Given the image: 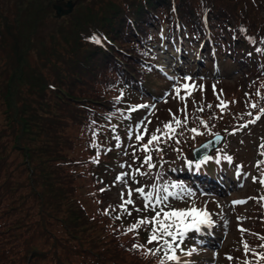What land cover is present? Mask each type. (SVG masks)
<instances>
[{
    "label": "trees",
    "instance_id": "obj_1",
    "mask_svg": "<svg viewBox=\"0 0 264 264\" xmlns=\"http://www.w3.org/2000/svg\"><path fill=\"white\" fill-rule=\"evenodd\" d=\"M245 1L246 13L242 8V0H235L240 10L241 31L245 35V42L239 48L236 58L242 64L246 62L248 71L255 78V83L250 86L247 96L238 86H230L225 93V96L237 103L235 114L242 120L249 118L251 116L249 113L264 106V82L257 77L264 64V51H257V49L264 50V25L259 24L258 28L255 27L256 21L264 23L260 21L264 18V0ZM233 3L234 0H109L101 5H97L99 4L97 2L89 8L76 7L70 17L58 21V27L53 30L51 25L54 20L51 11L54 9V4L51 0H0V111L1 107H5L4 116H7L4 117L5 119H0V141L2 136L21 140L18 146L24 147L30 154L26 165L32 176L33 186L41 188L48 181L58 186V182L61 181L57 176L51 180V169L46 165L50 155H46L45 150L38 148L40 142L51 141L54 148L60 145L75 160L88 148L94 146L101 148L105 145L101 136L92 140L84 135L82 126L75 123L74 119L76 115L83 114L86 109L84 105L91 104L90 98L98 102L112 92L117 77L121 76L120 67L124 62L126 63L121 58L130 59L127 50L128 38L134 37L135 33L147 36L145 23L139 25L140 22H146L148 19L173 22L180 16L189 18L190 14H194L197 17L195 18L197 21L194 22L197 26H201L199 13L206 7V10H211L207 21L210 22V17L215 18L211 32L217 37L220 32L226 31V28L223 19L218 14L213 15L214 11H217L218 6L226 7ZM251 8L255 9L252 13L258 20L251 18ZM81 14H86L83 24ZM102 20L107 25H104ZM215 23L217 25H214ZM94 36L104 40L102 47L91 39ZM108 40L111 44L106 43ZM123 40L124 45L121 47L120 42L123 43ZM134 48L140 49L137 42L134 43ZM90 50H92L91 57ZM83 82H85L83 94L86 95L84 99L87 100L83 101L74 111L73 116L66 120V130H59L57 122H54L51 133L47 131L50 125L45 122L53 111L55 115L57 110L54 106V95H58L57 92H66L77 96L76 88ZM21 83L28 86L26 91H21ZM211 99L213 96L206 98L205 101L211 102ZM252 104H256L257 107H251ZM165 110L168 118L180 115L179 109L175 107L165 106ZM190 112L194 114L193 116L203 117L199 120L201 130L196 135L192 134L194 141L199 140L200 136L204 138L206 131L213 128L215 112L222 114L214 103L211 108L202 112L198 109H192ZM3 154L0 153V156L4 159ZM64 158L61 153V160ZM50 163L51 160L48 164ZM58 163L59 161L54 163V169L59 170L56 167ZM18 179L26 180L27 176ZM4 184L5 181L0 182V186ZM15 189L18 192L17 187ZM74 189L76 192V188ZM15 198V192L11 189L0 192V264H143L144 262V264H159L162 259L164 261L162 251L155 256L148 254L147 249H154L159 245L156 242L148 244V236L143 234L144 230L140 228L131 231L134 236L133 245L143 247H132L131 252L125 253L123 257L117 249V246L121 248L116 241L123 239L124 231L127 232L130 227L119 226L125 230L112 227L113 231L108 227L110 233H107L98 225L90 224L94 233L102 237H110L104 242L106 243L104 249L92 242L83 245L73 243L61 228V225L65 224V227L71 228L69 230L75 231L72 229L74 224L68 216L64 218L54 215L58 223L57 228L48 221L42 222L41 231L45 238L39 239L32 247L24 246L23 240H17L19 236L14 237L10 233V223L15 214L10 213L9 209ZM24 199L21 197V202ZM30 200L37 201L36 218L43 221L40 196L30 193ZM45 212H54V205L47 206ZM18 220L15 226L23 224L26 227L29 223L33 224L32 218L19 222ZM114 231L118 233L117 238L113 234ZM195 255L193 249L183 253V256L189 258Z\"/></svg>",
    "mask_w": 264,
    "mask_h": 264
},
{
    "label": "rangeland",
    "instance_id": "obj_2",
    "mask_svg": "<svg viewBox=\"0 0 264 264\" xmlns=\"http://www.w3.org/2000/svg\"><path fill=\"white\" fill-rule=\"evenodd\" d=\"M108 1L109 0H71L70 2L74 4L71 11L61 12L58 13L57 15L54 14V9H52L51 16L54 20V22L51 25L52 29L54 30L58 27V21L68 19L76 7L89 8L91 5L97 4V2L99 3L97 5H101ZM251 1L255 2L257 0H251ZM51 2L53 4L54 2H60L61 4H64V0H51ZM248 2H250V0H248ZM157 3L159 4L161 2H157ZM237 4L238 3H234V6L237 7ZM241 4H242V8L246 13L247 2L245 0H242ZM87 8L85 10H87ZM132 10L133 9H131V11ZM229 10H231V7L230 5H227L223 9V13ZM253 10L255 9L251 8V15H252L251 18L258 20L257 16H255L252 13ZM210 11L211 10H205L204 14L206 17H209L211 15ZM239 12L240 10L238 9L237 12L238 17H239ZM146 13L148 14V11H146ZM81 17L83 24L86 18V14H81ZM189 18L193 21H197V19H195L197 17L194 16V14H190ZM242 18L243 16L241 17V19ZM214 20H215L214 17H210V22L208 24L209 25L213 24ZM260 21L264 22V18L260 19ZM102 23L104 25H107V23L104 20H102ZM144 23L145 22H140L139 25H144ZM146 24H153V23L147 21ZM259 24L264 25V23L256 21L255 27L258 28ZM241 28L242 26L240 25V22L236 18L233 21V25L227 31V34L231 37V39L235 44H241L245 41V35L241 31ZM121 38L122 37L120 36V40ZM107 42L108 41H106V43ZM122 44L124 43L121 42V45ZM99 46L102 47L101 45ZM91 51L92 50H90V57L92 56ZM176 51L177 49L170 51L166 48L163 49L161 52H163V54L165 55L163 58H166ZM181 56H182L181 54L179 53L177 54V57H181ZM170 62L171 61L169 59L165 60V63H170ZM20 87H21V91H26L28 89V86L24 83H21ZM84 87H85V82L80 83V86L76 88L77 96H72L70 93H66V92H62V93L57 92L58 95H54V106L57 108V110H56V114L54 115V111H53L51 117L47 119V121L45 122L47 125L48 124L50 125V128L47 129V131L51 133L54 122H57L59 130L60 129L66 130L67 128L66 120H68L70 116H73L74 111L83 101L87 100L84 99L86 96L83 94ZM3 88L5 89L6 86ZM226 98L230 99L228 96H226ZM234 103L238 107L237 103L236 102ZM4 109L5 107H1L0 119L7 118L6 115L4 116ZM251 129L254 132L255 140L261 145L264 140V119H261L259 122H256ZM249 142L250 141H246V145H245L239 133H233L229 135L226 141L229 150L233 154H235L238 158L243 159L245 161L244 167H241V173L236 177V179L242 182L244 186L248 184L247 177L250 173L252 159H253V151L249 148V144H250ZM18 144H21V140H14V139L12 140V138L9 137L4 138L2 136V139L0 141V145H1L0 153H4L3 156L5 157L3 159V157L0 156V161L2 162V173L0 174V182L5 181V184L0 186V192L8 191L9 189H11L15 192L16 195V198L13 201V203L10 205L11 208L9 209L10 213L15 214V217L12 219L10 223V233H12L14 237L19 236L17 240H23L24 246L27 245L29 247H32L33 244H36L39 239L45 238V236L43 235V231H41L42 225L40 224L42 222L48 221L51 224H55L57 228L58 223H56L55 220L57 219L54 218V215L59 217L64 216V218L70 217L71 221L74 224V228L72 229H75V231L69 230L71 228L65 227L64 226L65 224L61 225V228L66 232V235L70 239V241H72L73 243H78L79 245L92 242L99 244L102 249L106 248V245H104L106 243L104 242H106L110 237L109 238L102 237L94 233L91 230L90 224L98 225L103 231L107 233H110L109 228H106L104 222L100 220L94 213H92V211L93 212L95 211L96 198L94 196L87 197L86 195L89 194H85L83 188L81 187L83 183L82 180L76 178L75 167L77 161L74 158H72L71 154L67 153L64 149H62L60 145H57L54 148V144L51 141L40 142L38 148L45 150L44 153L46 155H50V159L46 161V165L49 167V169H51L50 171L51 180L54 179V176H57L58 178L61 179V181L58 182L59 184L58 186H54V184L48 181L45 182L43 186H41V188H35V186H33L31 182L32 176L31 174H29V169L27 168L26 165L27 160H29L30 158V154H28V151L25 150L24 147L22 146L19 147ZM60 149H62V152L60 151ZM61 153H63L65 157L62 160H61ZM49 160H51L50 164H48ZM58 161L59 163L56 167H58L59 170L54 169V163ZM117 168L120 170V172L115 174V179L113 181V184L109 185L111 194L115 197L117 196L118 199L122 202L130 198L132 200L135 189L132 187L131 184H129L128 181L134 180L135 175L132 173V171H129L130 165L127 162H121L117 166ZM156 172L157 170L151 169V171L148 173V176L139 173L136 182L142 184L141 186L144 189V193H152V188L149 187V184L151 182V179L156 174ZM121 174H124L121 180H117L116 177ZM26 176H27L26 180L18 179V178H25ZM174 184L176 185L175 192L178 196L189 197L193 194L192 189H186V190H190L191 194H189L187 191H181V189L184 188L181 187L179 181H175ZM126 186L132 189L131 196H129L128 192L125 191ZM16 187L18 189V192L15 189ZM74 188H76V192ZM30 193L40 196L41 208L43 210V221L36 218L38 211L37 201L34 200L29 201ZM122 193L124 194L123 197L121 195ZM243 193H246V191H240L238 195H243ZM155 195L156 194L154 193L153 196ZM21 197L25 198L23 202H21ZM144 200H145V196H144ZM148 201H152V200H148ZM50 205L51 206L54 205V212H45V208ZM26 218H28V220L32 218L33 224L31 225V223H29L26 225V227H24L23 224H18V225L16 224L15 226L16 220L19 219L18 220L19 222L25 220ZM236 223H238V221L235 219V221L232 222L231 228L228 233L218 235L219 239L222 241L223 248L219 251H213V252L207 251L204 255L205 260L207 261L206 264H221V262L224 260L225 255L223 252L225 250H228V247L231 245V243L237 236V232H236L237 228L235 225ZM241 223L244 224L243 221ZM52 229L54 231V226ZM47 239H49V237H47ZM54 242H55V238H54ZM117 249L119 250L121 256L123 257L126 251L123 249H119L118 246ZM54 258L56 257L54 256Z\"/></svg>",
    "mask_w": 264,
    "mask_h": 264
},
{
    "label": "snow or ice",
    "instance_id": "obj_3",
    "mask_svg": "<svg viewBox=\"0 0 264 264\" xmlns=\"http://www.w3.org/2000/svg\"><path fill=\"white\" fill-rule=\"evenodd\" d=\"M94 42L99 43L100 38L99 37H92L91 38ZM257 51H264L261 49H257ZM185 83L179 84V86H174V91L176 94V97L181 100H186L188 97H191L193 92L196 90H202L203 86L196 85L194 83H188L187 81H190V77H186ZM214 90H215V86ZM184 90V95L181 96V91ZM219 99V97H218ZM228 101L220 100L219 104L217 105L218 108L223 112L228 105ZM136 107H148L147 105H139ZM207 107L211 108L212 105H207ZM251 107L256 108V104H252ZM135 110V109H133ZM184 111H187V108L185 106ZM198 111H204L203 106L198 109ZM260 112L264 113V108L259 109ZM249 115H252V113H249ZM261 117L257 115L250 123H255L256 120L260 119ZM174 123L179 126L182 121L174 117ZM202 123H204L202 121ZM246 126V125H245ZM205 127H207V124L205 123ZM239 129H236L238 131ZM192 132H197L196 128L191 129ZM176 132V129L173 127V122H167L163 125V129L157 128L155 132H153L149 139L147 144H143V149L148 152L149 146L153 145L154 142H159L162 137L171 138L172 135H174ZM147 127L145 126V129L142 134H138L135 136V139L137 141H142L144 139V136L147 135ZM159 151L160 149H156ZM229 159H231L229 157ZM152 157L151 155H146L144 157L145 163L148 164V167L151 168L153 165L151 164ZM264 163V161L259 162ZM139 171V169H137ZM124 174L118 175L116 177L117 180H121L122 176ZM254 180L258 179L256 177L253 178ZM264 182V181H261ZM155 187V185L153 186ZM172 187H176V185H172ZM101 191H104V189H101ZM138 193H141L145 196V200H152L153 198L158 203H163L168 199V197L165 196H159L156 195L153 197L152 193H144L143 188H137L135 190ZM164 191H167V188H164ZM181 191H187L189 194L190 190L181 189ZM123 197V193L121 194ZM129 196H131V192L128 193ZM133 201L131 199H128L124 202V204H121V207H124L125 204H131ZM233 203H239V201H235ZM145 207H149V205L146 203ZM161 214L162 217H161ZM119 219V217H117ZM209 213L205 209H200L196 207H190V208H183V209H175L170 208V210L165 211L164 208H160L158 211L155 212V215L151 217V219L148 218H141L136 224H133L130 228L127 229V231L131 232L133 229H136L139 227L140 224L144 223H150L152 224V231L148 237V244H152L153 242H160L162 241V244H160L156 248H149L147 249L148 254H151L155 256L157 253H159L162 249L166 247L165 251V258L168 260H179L180 257L175 254L176 248L179 247L178 244L175 242L177 241L178 237H183L185 234H187L190 230L195 229L196 231L200 230L201 225H205L210 223ZM158 225V228L157 226ZM169 238V239H166ZM134 248L143 247L142 245H133ZM247 248V245H245ZM171 252L172 254L169 255L168 253ZM191 254V253H189ZM261 258L264 259V254H261ZM160 264H163V259L160 261Z\"/></svg>",
    "mask_w": 264,
    "mask_h": 264
},
{
    "label": "water",
    "instance_id": "obj_4",
    "mask_svg": "<svg viewBox=\"0 0 264 264\" xmlns=\"http://www.w3.org/2000/svg\"><path fill=\"white\" fill-rule=\"evenodd\" d=\"M66 5H68V8H70L71 4H70L69 0L66 1ZM55 8H56V11H59V10H60V7L57 6V5H56ZM68 8H67V9H68ZM67 9H66V10H67Z\"/></svg>",
    "mask_w": 264,
    "mask_h": 264
}]
</instances>
